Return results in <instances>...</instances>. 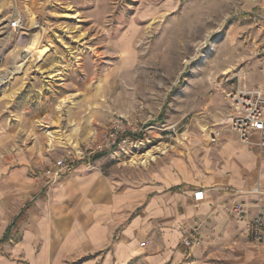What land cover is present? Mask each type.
<instances>
[{
    "label": "rangeland",
    "instance_id": "1",
    "mask_svg": "<svg viewBox=\"0 0 264 264\" xmlns=\"http://www.w3.org/2000/svg\"><path fill=\"white\" fill-rule=\"evenodd\" d=\"M262 1L0 0V128L10 136L2 144L36 142L56 160L102 158L109 170L144 166L128 159L149 150L155 158L202 150L201 126L223 118L237 76L259 80L254 13ZM18 14L25 29L14 32ZM34 32L39 46L26 60ZM120 119L133 142L88 155ZM73 132L76 146L67 142ZM261 256L204 248L196 264H264Z\"/></svg>",
    "mask_w": 264,
    "mask_h": 264
},
{
    "label": "crops",
    "instance_id": "2",
    "mask_svg": "<svg viewBox=\"0 0 264 264\" xmlns=\"http://www.w3.org/2000/svg\"><path fill=\"white\" fill-rule=\"evenodd\" d=\"M9 137L0 128V264H196L215 247H234L240 257L259 251L264 262V245L227 212L245 203L248 216L264 214V158L234 131L144 166L67 160L56 177L55 152L36 142L3 145ZM198 189L204 200L196 202ZM194 222L203 243L188 248L182 239Z\"/></svg>",
    "mask_w": 264,
    "mask_h": 264
},
{
    "label": "built area",
    "instance_id": "3",
    "mask_svg": "<svg viewBox=\"0 0 264 264\" xmlns=\"http://www.w3.org/2000/svg\"><path fill=\"white\" fill-rule=\"evenodd\" d=\"M260 12L254 13L258 40L256 45L255 60L259 73V80L253 84L247 78L238 77V86L231 90L228 97L229 109L216 123L210 126L206 136L209 144H216L222 137L224 129L234 131L240 142L248 147L257 148L264 158V5L258 6ZM9 27L14 32H21L25 29V22L21 15L12 17ZM33 28H40L38 22L33 24ZM117 125L111 127L109 133L100 141L89 147L88 155H94L113 148H121L124 143H132L133 140L128 134L123 135L124 130L122 119L116 121ZM76 160V159H75ZM71 160L72 162L75 161ZM68 162L64 158L55 161L56 168L52 171V176L61 175L62 171L68 167ZM256 193H262L257 188ZM196 202L204 200V190L198 189L193 192ZM255 208L261 209L263 206L259 200L255 201ZM249 207L245 203H234L227 208L230 217L240 222H245V236L257 245H264V214L261 211L253 216H248ZM202 242L200 235V224L194 222L189 229L182 243L186 247L199 245Z\"/></svg>",
    "mask_w": 264,
    "mask_h": 264
},
{
    "label": "bare ground",
    "instance_id": "4",
    "mask_svg": "<svg viewBox=\"0 0 264 264\" xmlns=\"http://www.w3.org/2000/svg\"><path fill=\"white\" fill-rule=\"evenodd\" d=\"M34 29V28H33ZM43 29V28H42ZM32 31V30H31ZM42 31V30H41ZM40 31V32H41ZM42 33V32H41ZM38 32H34V33H32L31 35L33 36H35V44L33 45V47H30L29 45V43H28V48H30L31 49V51H29V53L27 54V55H25V58H26V60H27V58L28 57H31L32 56V53L35 51V50H37L38 49V42H39V39H38ZM29 49V50H30ZM226 73V72H225ZM206 129H207V127H205V126H201V130H202V133L203 132H205L206 131ZM47 138H48V140H47V143H48V146H49V148L51 149L52 148V145H53V141H54V139H56V137L55 136H53V135H51V133L50 132H48L47 133ZM58 140L60 139V138H57ZM67 142L68 143H71V144H73V145H77V140H76V132H73V134H71V135H69L68 137H67ZM156 149H157V147H156ZM159 149V151L161 152V153H163L164 151H166V146H162V147H159L158 148ZM158 151V150H157ZM155 158V152L153 151V150H149V151H147V152H145V153H143L141 156H137L136 154L135 155H133V156H131L128 160H129V162H130V164H139V165H141V164H144V163H146L147 161H150V160H153Z\"/></svg>",
    "mask_w": 264,
    "mask_h": 264
}]
</instances>
